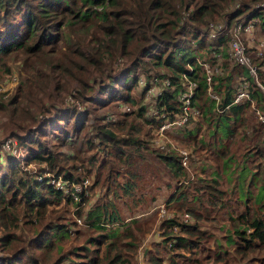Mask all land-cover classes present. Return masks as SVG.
<instances>
[{"label": "trees", "instance_id": "trees-1", "mask_svg": "<svg viewBox=\"0 0 264 264\" xmlns=\"http://www.w3.org/2000/svg\"><path fill=\"white\" fill-rule=\"evenodd\" d=\"M230 1L234 0H0V65H4L6 59L21 58L24 68L23 80L31 77L29 71L39 64L43 72L48 75V81L56 82V78L65 72L63 81L76 80L86 89L91 88L92 80L99 78L96 77V73L99 75L101 69L88 64L103 62L116 54L123 55L138 51L140 56L146 55V59L131 60L127 67L118 68V74L117 72L113 74L110 70L99 75L104 77L98 83L102 86L100 89L104 90L108 87L106 89L111 96H115L113 98L129 100L128 91L137 79L134 68L146 65L148 61L164 70L153 72L161 82L159 100H155H158L157 106L171 116L179 108L177 92L182 86L184 72L195 81L191 102L197 106L199 112L196 117L189 118L185 123L165 130L166 135L180 139L190 138L193 143L198 144L210 139L217 149L230 148V144L234 145L235 142L237 147L243 146L247 152L250 148H255L257 160L256 163H250L249 174H256L257 178H260L261 163L264 165V121L259 119L256 110L264 115V57L253 58L256 67L253 77L243 64L226 57L228 34L209 36L206 30L200 28L205 26L209 19L219 16ZM244 7V9L235 7L233 12L237 14L244 11V14L252 19L253 25L258 22L263 28L264 7ZM186 9H189L186 22L191 24L190 22L196 21L200 24L198 27L187 28L184 23H179L181 22L179 14ZM173 32L180 33L182 37H177ZM253 32L255 34L254 28ZM215 53L219 54L217 59L219 69L211 75L209 89L217 94V99L209 95L207 82L199 64V60L203 59L213 62ZM28 64L31 65L29 71ZM56 70L58 74H55ZM73 70L78 72H75L76 79L73 77L75 76ZM164 78L168 79V84H164ZM241 79L246 80L248 97L232 103L233 93ZM114 85H117L116 89ZM118 87L124 92L111 94L118 91ZM89 98L98 100L93 95H89ZM11 103L15 104L10 107V113L15 112L19 107L15 94L5 103L0 102V110ZM147 109L148 105L141 102L135 108V112L141 114L147 123L156 127L161 118L147 112ZM56 111L59 113H55V119H65L67 117L65 112L69 110L68 106H64ZM221 120H228L223 132L218 129ZM74 127L75 125L72 130ZM139 127L130 123L128 134L122 137L110 127L103 124L96 125L104 144L110 141L111 162L114 161L117 166H121L123 173L126 174L121 182H115V186L117 185L116 187L124 194H131L134 185L141 180L137 167L142 169L151 163L147 158L149 155L144 156L153 151L147 144V142L151 143V135L148 130H144V138L137 136L134 130L137 131ZM203 131L206 132L204 135ZM29 134L28 138L16 135L19 143H25L27 140L39 147L35 150L26 143L24 145L26 157L42 160L49 169L54 168L56 155L61 154L62 151L42 150L39 146L40 141L34 133ZM61 138L69 139L66 136ZM182 148L190 153L187 148ZM155 151L153 156L161 160L172 174L181 179L185 176L186 166L181 163V153L176 148H160ZM132 154L136 157L133 158ZM6 155V162L11 164L10 153L7 152ZM222 158L228 166L227 171L234 175L236 182V177L245 165L239 166L237 160L234 163L235 159L230 153ZM58 166V170H65L64 166L61 167L60 164ZM14 168L15 165H12V171ZM262 176L263 180L258 185L256 195H252V198L258 202L257 206L262 214H253L250 217L242 215L243 221L240 222L242 225L236 221V225L230 228L224 227L225 232L219 235L220 240L216 236L212 239H200L196 234L189 235L190 232L195 231L197 225L187 211L189 216L185 221L181 218L182 212L171 214L166 212L160 218H157L153 210L143 214L142 228L137 229L140 235L143 234L147 220L151 225L157 219L158 227L155 235L144 239L141 254L136 258L142 260L141 264H174L183 254L178 250L179 248L189 249L198 244L199 248L196 252L191 253L193 255L184 253L189 261L187 264H243L254 256L250 254V249L256 248L259 243H264V172ZM251 181L252 179L243 183L247 185ZM262 187L263 192L258 194L259 188ZM243 189L242 193L248 191L247 187ZM245 195L249 196V194ZM62 196L60 189L33 176L23 177L14 174L5 176L3 172L0 173L1 210H6L7 213L16 215L21 211L23 214L33 213L37 217L43 205L53 198L60 199ZM169 196L178 199L183 193L178 187ZM170 197L168 198L171 199ZM17 203L20 209H17ZM151 216H155V221L150 220L153 219ZM117 217L116 208L110 200L96 202L92 207H88L84 213V220L89 219L88 224L96 229L95 235L89 237L92 239L88 241L92 246L87 243L71 245L58 253L52 260L53 264H131L130 256L135 260V254L131 249H136L138 240L136 242L132 234L125 235L126 239L122 241L125 245L118 247L113 243L116 228L104 230V227ZM131 220H135L134 217ZM135 222L136 220L132 222L133 230L136 227ZM174 224L177 225L176 229L172 227ZM44 226L36 229L31 236L32 240L40 242L39 245L42 241L46 242V245L51 243L50 240L47 241L49 231L43 229ZM51 227V233L54 235L65 234L67 231L66 222L54 223L49 229ZM197 230L203 232V229ZM14 236L11 230L3 229L0 234L1 243H11ZM144 236L145 234L142 238ZM236 237L240 239L237 240ZM253 239L255 240L252 241ZM100 242L103 244L102 249L99 246ZM110 250L112 254L108 256ZM99 251H102L101 254L98 253ZM26 256L28 259L24 258V253H19L17 248L12 249L11 256L2 258L0 264H37L31 256ZM259 256L262 258L264 254Z\"/></svg>", "mask_w": 264, "mask_h": 264}, {"label": "rangeland", "instance_id": "rangeland-1", "mask_svg": "<svg viewBox=\"0 0 264 264\" xmlns=\"http://www.w3.org/2000/svg\"><path fill=\"white\" fill-rule=\"evenodd\" d=\"M231 3L230 1L228 4ZM253 3L254 1H242L239 2L238 7L244 9V6H247L250 8ZM229 6L226 10L229 9ZM188 10L186 9L179 14V21H181L179 23H184L187 28L190 26L198 27L200 24L196 21L190 22L191 24L186 22ZM224 11L225 9L219 16L209 19L205 26L200 28L207 32L209 23H217L226 18L224 30L226 31L225 34L229 35L234 18L232 17L228 21L229 16L226 17ZM254 29L255 35L264 37V27L261 28L258 22L254 24ZM173 34L179 38L182 37L180 33L173 32ZM146 57V55L140 56L138 51H135L123 55L116 54L103 60V62L88 64V66L101 68L98 72L99 75L110 70L113 71V74L116 72L118 74V68L127 67L131 60L146 59ZM21 61V58L14 60L9 58L6 59L4 65H0V85L4 89L1 90L0 88V102L5 103L10 96L15 94L19 106L15 112L11 113L10 107L15 103L8 104L0 110V173L3 172L5 176L12 174L23 177L33 176L39 181H45L60 189L63 196L60 199L53 198L43 205L37 213V217L33 213L23 214L21 211L16 215L7 213L6 210H1L0 203V234L3 229H9L15 235L9 244L1 243L0 240V260L5 256L10 257L12 249L17 248L19 253H24V258L28 259L26 255H29L37 264H53L52 260L58 253L71 245L87 243L92 246V243L88 241L92 239L89 237L95 235L96 229L88 224L89 219L84 220V213L88 207H92L96 202L105 200H110L118 213V217L113 218L112 222L104 227V230L116 228L117 232L113 243L118 247H123L125 244H122V241H125V235L128 234H132L136 242L138 240L136 249H131L135 254V260L130 256L131 264L142 263V260H138L136 256L141 254L144 239L155 235L154 233L157 232L158 226H156L157 219L155 216H151L153 219L149 217L152 221L156 219V222L149 225L147 220L145 227H143V234L140 235L137 230L142 228L143 214L150 212V210L156 212L157 218L162 217L166 212L171 214L187 211L197 225L195 231L190 232L189 235L196 234L200 239H212L216 236L218 240L221 239L219 235L225 232L224 227L230 228L236 225V221L241 224L242 215L250 217L253 214H262L261 209L257 206L258 202L252 198V195H256L258 185L263 180V163H261L260 178H257L256 174H249L250 163H256L257 160L255 148H250V151L247 152L245 147H237V142H235L234 145L230 144V148L217 149L210 139L203 140L198 144L197 142L193 143L190 138L187 140L166 136L164 147L161 148L185 147L190 152L187 153V161L184 164L186 166L184 168L185 176L182 179L178 178L164 166L161 160L153 156L156 153L155 150L158 151L160 148L152 143L155 132L154 126L147 123L141 114L138 115L135 112V108L142 102L143 97L137 82L128 91L129 100L116 99L113 98L115 96L109 94L108 89H106L108 87L104 90L100 89L102 86L98 83L104 77H100L96 72L93 73H96V77L99 78L92 80L91 88H86L87 85L84 89L76 80L63 81L65 72L56 78V82L48 81V75L43 72L39 64H36L31 70V65L28 64L31 77L23 80L24 68ZM134 70L137 76L141 75L145 81L154 87L161 86L159 78H156L153 72L155 70L164 71L162 67H156L147 61L146 65L135 66ZM56 71L55 74H58V70ZM75 72V70L72 71L73 75ZM11 73L15 74L14 81H9ZM73 77L76 79V75ZM116 87L117 85H114L115 89ZM117 90L111 94L117 95L119 92H124L119 87ZM3 92H6L5 96L2 95ZM89 95L95 96L98 100L90 99ZM122 105H127L128 109L123 108ZM64 106H68L69 111L65 112L67 117L55 119V113H59L56 109ZM227 122L228 120H221L218 123V129L223 132ZM130 123L136 127L140 126L137 131L134 130L139 137L144 138V130L149 131L151 143L147 142V144L153 151L144 154V156L149 155L147 158L151 163L142 169L137 167L141 180L134 185L131 194H124L116 187L117 185L115 186V182H121L125 179L126 174L123 173L121 166H117L114 161L111 162L110 141L104 144L96 125L103 124L110 127L118 136L123 137L128 134ZM73 125H75L74 130H72ZM29 133H34L35 137L38 138L42 150L62 151L61 154L56 155L54 168L49 169L42 160L26 157V146H24L26 143L35 150L39 147L26 139L25 143H19L16 135H23L22 137L28 138ZM205 133L203 131V135ZM61 136H66L69 139L62 140ZM6 139H8L10 151L1 147L2 141ZM7 152L10 153L11 164L5 160ZM227 153L233 156L234 163L237 160L239 166L245 165L239 176L236 177V182H234V175L227 171L228 166L224 163L225 159L222 158ZM132 157L135 158L136 155L132 154ZM58 164L61 167L64 166L63 169L65 170H58ZM12 165H15L13 171ZM109 168L110 170H108ZM65 172L67 173L64 174ZM251 179L249 184L243 183ZM178 187L179 190H182L183 196L178 199L170 197L169 195L174 193ZM246 187L248 191L242 193L243 188ZM174 189L175 191H173ZM262 192L263 187L259 188L258 194ZM245 194H249V196ZM159 204H163L165 209L162 215L157 213V205L159 206ZM16 207L20 209L18 203ZM132 217L136 220L134 230L132 229L134 224L132 222L135 220H131ZM58 222L67 223L65 234L54 235L51 233L52 227L49 229V226ZM43 225H45L43 229L49 231L47 236V241L50 240L51 242L49 245H46L44 241L39 245L40 242L31 239L34 231L42 228ZM198 228L203 229V232H199ZM144 234L146 237L142 238ZM236 239L239 240L240 238L236 237ZM99 246L102 249L103 244L100 242ZM186 248L178 249L183 254L175 260L174 264H187L189 261L184 253L193 255L191 253H195L199 246L197 244L189 249ZM101 252L98 253L101 254ZM111 254L112 251L110 250L108 256ZM250 254L254 256L243 264H264V257L259 258L261 257L259 255L264 254V243H259L256 248L252 247Z\"/></svg>", "mask_w": 264, "mask_h": 264}, {"label": "built area", "instance_id": "built-area-1", "mask_svg": "<svg viewBox=\"0 0 264 264\" xmlns=\"http://www.w3.org/2000/svg\"><path fill=\"white\" fill-rule=\"evenodd\" d=\"M231 4H227L225 6V14L226 17L229 16L228 21L233 17L231 32L228 36V46L226 49V57L234 62L243 64L250 75L255 77V63L253 58H262L264 57V37H260L254 34L253 32V22L250 17H246L244 13L235 14L233 11L235 7H238V0L231 1ZM230 5V6H229ZM229 6V9L227 7ZM256 7H264V0H256L254 1L251 8ZM226 23V18H223L221 21L217 23H209V27L207 29V35L216 36L220 33H225L224 30ZM219 54L215 53V60L213 62H209L207 59L199 60V64L202 68L204 79L207 82L208 93L213 98L217 99V94L209 89V82L211 79V75L218 71V61ZM183 74V83L182 86L178 89L177 99H178V111L172 113L169 116L168 112L160 109V106H157L156 102H158V94L161 92L160 87H154L152 84L146 83V81L141 77V75L137 76L136 82L138 86L142 90V102L148 104L147 112H151L155 117H160V121L156 127H154V135L152 137V143L156 147H164L165 137L167 136L165 130L170 129L171 127H175L185 123L189 118L196 117L199 112L196 105L191 102V96L193 94V89L195 86V81L186 75ZM15 80V74L11 73L9 75V81ZM164 84H168V79H163ZM258 83V82H257ZM261 86V85H260ZM143 87V88H142ZM262 87V86H261ZM1 90H4L0 85ZM263 88V87H262ZM3 96L6 95V92L2 93ZM244 97H248L247 88H246V80L241 79L239 81V85L236 91L233 93L231 102H237ZM158 99V100H155ZM123 108L128 109L127 105H122ZM257 116L261 121H264V115L256 110ZM10 140V139H9ZM1 147L3 149H8L10 146L8 139L2 141ZM179 153H181L180 161L182 164H185L187 161V151L182 147H177ZM158 215H162L165 211L163 204L157 205ZM188 213L186 211L181 213L182 220H186L188 218ZM173 229L177 228V225L174 224Z\"/></svg>", "mask_w": 264, "mask_h": 264}]
</instances>
